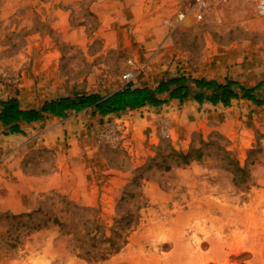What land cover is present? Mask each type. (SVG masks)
Returning a JSON list of instances; mask_svg holds the SVG:
<instances>
[{"label":"rangeland","instance_id":"1","mask_svg":"<svg viewBox=\"0 0 264 264\" xmlns=\"http://www.w3.org/2000/svg\"><path fill=\"white\" fill-rule=\"evenodd\" d=\"M96 1L0 0V100L38 108L157 88L236 46L245 63H264V17L253 2L211 0L199 10L192 0L154 1L166 32L153 36L165 40L136 65L128 42L137 36L100 32ZM106 1L112 11L122 5ZM39 72L47 82L34 91ZM25 74L34 80L21 99ZM240 100L181 130L164 116L151 135L108 122L76 151L63 142L7 164L0 152V264H264V100ZM58 153L80 160L59 175Z\"/></svg>","mask_w":264,"mask_h":264},{"label":"crops","instance_id":"2","mask_svg":"<svg viewBox=\"0 0 264 264\" xmlns=\"http://www.w3.org/2000/svg\"><path fill=\"white\" fill-rule=\"evenodd\" d=\"M119 1L122 5H116L115 11L111 10L112 7L107 4L108 2L106 0H98L94 3L93 12L99 15V18L103 19L99 31H108L109 33H134L137 37H133L128 42L131 43L128 48L132 51L133 63L141 65L150 58L151 52L158 48V42L162 43L165 40V37L156 39L157 37L153 36L166 32L164 27L159 28L154 21L156 14L153 3L154 1L157 3V0ZM105 2L107 5H105ZM142 49L146 50L141 51ZM224 56L225 58L220 62H217V59L213 58L208 61L205 59L204 63H201L198 68L192 67L191 65L188 67V64H186L185 69L191 72L189 74L194 79L225 82L227 79L233 78L244 87L252 86L254 88L257 84L264 81V63H245V51L239 49V46L232 47L229 54ZM37 74H41L39 78L41 84L36 86L32 85L34 80H32V75L25 74L26 83L22 87L23 93L20 94L21 99L25 97L24 93H27L28 89H32V86L33 90L37 91V87L40 88L46 84L47 81L42 80L43 73L39 72ZM148 86L151 87L150 84L145 85V87ZM257 92V96L264 100V83ZM181 103L180 100L174 99L169 100L161 106H145L106 116L98 113L89 114L90 109L81 112H70L64 118L49 114L40 121L26 125L23 134L15 133L5 135L0 133V152H3L5 157L8 155L4 161V164H7L9 161L12 162L13 158L17 155L22 157L20 158L22 160L32 149H38L42 146L54 148L56 152H59L57 149L63 146V142L70 144L72 146L71 149L76 151L78 147H81V143L85 141L88 136L87 133L93 131V128L100 124L107 123L106 125H108V122H111V124L124 123L129 126L128 129L133 136H136V134L139 135L140 133H148L151 135L154 133L163 116L169 118L170 124L173 125L172 127L181 130L192 119L199 123L201 113L202 111L205 112L206 109L210 111V109L215 110L220 107L227 108L224 105L221 106V104L214 105L208 100L199 103L192 97L185 100L183 102L184 104L178 109L177 105ZM239 103L242 104L240 99H234L232 106L236 107ZM92 124H94L93 127ZM2 130L3 128L0 127V132ZM57 156H59V167L57 168V174L59 175L62 174V171L65 172L64 167L69 168L68 163L70 159L76 162L80 160L76 155H71L69 160L62 157L60 153ZM13 161L15 162V159ZM14 162L13 164H16ZM26 175L28 174L26 173ZM26 175L24 176L27 178L32 177ZM7 182V185H11V187L18 185L14 179L7 180ZM25 182L27 181L25 180ZM24 186L27 187L26 183H24Z\"/></svg>","mask_w":264,"mask_h":264},{"label":"trees","instance_id":"3","mask_svg":"<svg viewBox=\"0 0 264 264\" xmlns=\"http://www.w3.org/2000/svg\"><path fill=\"white\" fill-rule=\"evenodd\" d=\"M261 86L262 84H259L248 89L232 79L219 82L180 76L161 82L157 88L127 86L107 96L99 93L63 96L45 101L38 108H25L21 100L14 96L0 100V127L6 134H23L26 125L40 121L49 114L64 118L70 112L95 109L97 113L106 116L145 106H161L174 99L185 101L191 97L199 103L208 100L214 105L222 103L224 106H230L234 99L240 98L261 105L263 101L255 95ZM241 92L244 95H241ZM183 156L187 158V155Z\"/></svg>","mask_w":264,"mask_h":264},{"label":"built area","instance_id":"4","mask_svg":"<svg viewBox=\"0 0 264 264\" xmlns=\"http://www.w3.org/2000/svg\"><path fill=\"white\" fill-rule=\"evenodd\" d=\"M192 1L199 10H203L208 6L211 0H192ZM246 1L253 2L255 4L258 14L264 17V0H246ZM127 76L131 77V74H128Z\"/></svg>","mask_w":264,"mask_h":264}]
</instances>
